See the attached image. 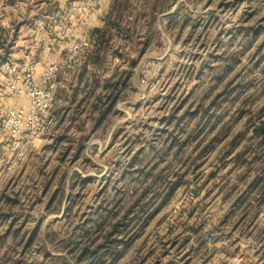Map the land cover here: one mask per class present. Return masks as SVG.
Wrapping results in <instances>:
<instances>
[{"label": "rangeland", "instance_id": "1", "mask_svg": "<svg viewBox=\"0 0 264 264\" xmlns=\"http://www.w3.org/2000/svg\"><path fill=\"white\" fill-rule=\"evenodd\" d=\"M5 3L0 264H99L75 258L112 224L117 254L98 246L101 264H264V0H124L73 71L80 40L37 18L13 31L43 5ZM52 62L54 106L12 139L10 110L30 109L25 85ZM107 79L117 99L98 120Z\"/></svg>", "mask_w": 264, "mask_h": 264}, {"label": "crops", "instance_id": "2", "mask_svg": "<svg viewBox=\"0 0 264 264\" xmlns=\"http://www.w3.org/2000/svg\"><path fill=\"white\" fill-rule=\"evenodd\" d=\"M23 1L16 0L11 6H15L18 2ZM180 1L182 0H177V2ZM36 2L43 5V8H37L33 15H30V11L26 9L24 15L21 16L24 20L18 26H15L13 31H18L21 27L25 26L31 27L33 25L31 22L37 18L36 20L42 23V27H39V29H42L43 32H49L53 28V30L57 31L58 35H60V32H63L64 36L72 37V42H75L89 39L95 29H110L106 25V22L116 12L120 14L119 6L124 0H36ZM63 16L64 23L60 21ZM55 19L59 20L55 21ZM50 22L52 27L49 25ZM117 25L118 29H121V24L118 23ZM128 29L130 28L126 27V30ZM3 49L4 54H0V61L5 59L7 46H3ZM58 49L61 51L63 47L60 45ZM25 58L29 59L30 57L26 56ZM47 60L44 59L40 63L47 64Z\"/></svg>", "mask_w": 264, "mask_h": 264}, {"label": "built area", "instance_id": "3", "mask_svg": "<svg viewBox=\"0 0 264 264\" xmlns=\"http://www.w3.org/2000/svg\"><path fill=\"white\" fill-rule=\"evenodd\" d=\"M90 43L87 40H80L72 44L67 50L68 68L72 71L80 63L83 53H90ZM58 64L52 62L42 72L38 81H28L25 91L29 100L30 109L25 111L22 108L10 110L8 122L4 129L12 139H16L25 131L34 133L41 126V117L48 112L55 104V91L60 82L57 79Z\"/></svg>", "mask_w": 264, "mask_h": 264}, {"label": "trees", "instance_id": "4", "mask_svg": "<svg viewBox=\"0 0 264 264\" xmlns=\"http://www.w3.org/2000/svg\"><path fill=\"white\" fill-rule=\"evenodd\" d=\"M5 1H6L5 4L9 5V6L13 5L16 2V0H5ZM92 33L94 34V36H96L98 34L96 36L95 42L97 43L98 41H100L101 36H99V35L103 32H101V30L95 29ZM88 54L87 53L82 54V58L84 60V62H83L84 65L87 64V58L89 60ZM117 83H118L117 81L111 82L110 79L105 80L104 85H103L104 89L106 91L109 88L111 90V92H109L108 94H105L104 96L98 97L96 99L95 104L92 105L91 113L97 112L98 113L97 114L98 120L105 118L106 114L112 109L113 103H115V100L117 99V92H118L117 91ZM74 111L77 112L76 108ZM75 119H77V118H75ZM82 126H83V121L78 123L79 129L81 127V130H82ZM261 136L263 137L264 134H261ZM64 138L66 139L67 143L69 142L72 144H76L78 147H81L84 145V141L86 139V136L81 135L78 138H73V137L69 138L68 136H64L63 138L59 139V141L64 140ZM68 147H70V146H68ZM117 227H118V224H112L111 230H109L107 235L104 237L103 242L100 244L102 247H104V245H105L104 243H107L108 245L106 247H110V251L113 252L112 253L113 257H115V255L117 254L116 250L114 249L115 246L112 245V243H114V242L116 243V240L114 237L111 240V237L114 236L116 233H118ZM124 227H125V225L123 226V228ZM191 230L193 232L196 231L194 229H191ZM35 231H36V229L33 231V235H35V233H36ZM100 245H98V246H100ZM98 246L94 247L93 250H90L87 247V245L81 246L82 250H81L79 256H77L75 258V261H77V259H84V258L88 257L89 259L94 258L95 261H98L99 264H101V256L98 255ZM45 255H49V254L46 253ZM60 262H61L60 264H69L64 259H62Z\"/></svg>", "mask_w": 264, "mask_h": 264}, {"label": "water", "instance_id": "5", "mask_svg": "<svg viewBox=\"0 0 264 264\" xmlns=\"http://www.w3.org/2000/svg\"><path fill=\"white\" fill-rule=\"evenodd\" d=\"M258 130H261V131H263V129H262L261 127H258ZM215 174H216V172H215V171H214V172H212V173H210V174H209V178H213Z\"/></svg>", "mask_w": 264, "mask_h": 264}]
</instances>
